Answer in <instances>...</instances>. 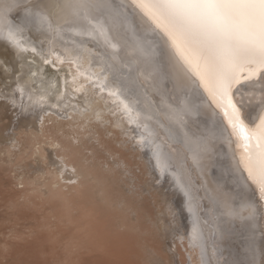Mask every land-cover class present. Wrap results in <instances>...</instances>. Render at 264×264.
<instances>
[{
    "label": "bare ground",
    "instance_id": "1",
    "mask_svg": "<svg viewBox=\"0 0 264 264\" xmlns=\"http://www.w3.org/2000/svg\"><path fill=\"white\" fill-rule=\"evenodd\" d=\"M3 86L12 93L0 97L21 111H42L39 125L33 114L22 122L25 131L18 126L26 143L0 139V164L7 165L0 170L19 171L16 183L35 191L34 199L95 179L100 173L94 164L93 175L90 159L100 150L108 174L129 186L134 168L103 143L116 138L120 150L133 145L132 158L143 167L133 187L153 193L175 264L179 254L182 264H264V194L248 176L245 149L170 34L138 0H0ZM232 97L255 130L264 118V72L234 86ZM6 105L0 102V123ZM23 187L18 197L27 194ZM11 199L28 210L36 203Z\"/></svg>",
    "mask_w": 264,
    "mask_h": 264
},
{
    "label": "rangeland",
    "instance_id": "2",
    "mask_svg": "<svg viewBox=\"0 0 264 264\" xmlns=\"http://www.w3.org/2000/svg\"><path fill=\"white\" fill-rule=\"evenodd\" d=\"M16 92L18 93L17 89ZM0 93L10 94L12 91L5 90L3 86ZM22 98L23 96H20V100ZM0 102L7 104L4 109L3 121L0 123L1 141L12 142L18 137L22 143L23 139L21 138L24 137L23 143H26L28 135L26 132H22L23 135H21L18 126H22L24 120L33 119L35 117L33 114H37V124L39 125L42 111L40 113L21 111V108H17L18 105L13 100L10 101L7 95L1 96ZM25 127L22 126L20 130L25 131ZM17 132L19 136H16ZM118 133L120 132L116 129L117 137ZM109 136L114 137L115 135ZM10 137L11 139H9ZM105 138L106 142L103 141V143L121 152L127 163L129 162L130 166L134 168L136 176L127 174L131 177L129 186L123 187V182L119 180L121 175L108 174L106 159L101 157L103 155L101 150L95 156L97 159L95 157L90 159L91 170L95 172L91 171V173L95 175L99 172L101 174L99 178L103 176L106 177L105 179L109 178L108 181L102 178L99 183L100 179L96 178L100 176L98 173L95 179L88 176L89 181L91 178L93 179V183H90L92 181L89 182L88 178L79 177L81 181L85 180L82 186L79 185L76 189L67 190L65 193L50 191V194L46 190L47 192L44 191L43 195L41 194L45 199H41V195L36 196L37 200L34 199L32 195L36 194L35 191L30 188L26 191L28 185L25 187V184L16 183L18 179L15 178L19 171L15 172L10 169L13 171L8 172L7 167L3 168L4 171L0 170V264H175L168 249L171 235H166L164 226L157 219V212L161 211V208L155 207L154 200H151L150 195L152 196L153 193L147 192L142 195L133 187L134 182L138 181V176L142 177L141 170H143V167L136 164L132 158L133 145L128 148L129 150L127 148L120 150V147L115 143L116 138L112 141ZM98 147L102 149V147ZM54 152L53 150V157L62 165L61 158ZM87 153L92 155L90 151ZM3 164H0L1 168L7 166ZM94 164L99 165L101 169ZM8 166L11 168L10 165ZM92 166H95L99 171H94L95 168L93 169ZM69 171L72 173L70 177L77 175L74 169ZM14 175L16 176L14 177ZM79 179L77 177L74 180ZM103 180L106 185H109L111 181L109 186L113 185V188L105 186ZM101 183L103 185L100 188ZM92 184L94 185L92 186ZM22 187L27 194L29 192L26 201L36 200L35 204L30 202L32 205H29V210L23 198L27 194L19 196L20 198L17 196L23 190ZM93 187H97V189L95 188V190ZM103 187L108 188L106 190L108 192L104 191ZM16 197L17 202L19 200L22 202L24 199L26 207H23V204L19 205V202L17 207L20 209L22 205L23 208L17 211V207L13 205L16 207L13 211L12 202L16 205V200L12 201L10 198ZM32 197L33 199L30 200ZM180 250L184 252L182 247ZM179 255L176 258L178 263L182 264L183 257ZM186 259L190 261L187 255Z\"/></svg>",
    "mask_w": 264,
    "mask_h": 264
},
{
    "label": "snow or ice",
    "instance_id": "3",
    "mask_svg": "<svg viewBox=\"0 0 264 264\" xmlns=\"http://www.w3.org/2000/svg\"><path fill=\"white\" fill-rule=\"evenodd\" d=\"M164 26L222 110L264 194V118L250 129L232 89L264 72V0H138ZM247 72V75L243 74Z\"/></svg>",
    "mask_w": 264,
    "mask_h": 264
},
{
    "label": "water",
    "instance_id": "4",
    "mask_svg": "<svg viewBox=\"0 0 264 264\" xmlns=\"http://www.w3.org/2000/svg\"><path fill=\"white\" fill-rule=\"evenodd\" d=\"M257 196H258V193H257ZM264 214V213H263Z\"/></svg>",
    "mask_w": 264,
    "mask_h": 264
}]
</instances>
